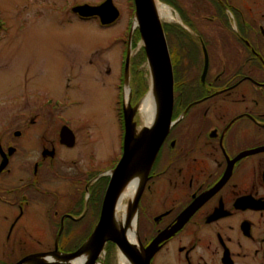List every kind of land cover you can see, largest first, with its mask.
<instances>
[{
	"label": "flooded vegetation",
	"instance_id": "obj_1",
	"mask_svg": "<svg viewBox=\"0 0 264 264\" xmlns=\"http://www.w3.org/2000/svg\"><path fill=\"white\" fill-rule=\"evenodd\" d=\"M5 1L0 89L8 70L17 87L38 78L45 64L54 67L41 43L47 32L59 39L63 26L100 22L74 12L83 0ZM158 2L172 16L163 27L173 66V109L155 161L127 200L129 207L137 200L131 215L136 243L129 241L136 264H264V0ZM63 52L53 58L65 67L59 82L65 93L0 91V264L53 252L56 244L60 253L78 250L99 222L111 171L123 154L124 96L115 109L122 153L109 171L100 169L93 152L82 168L59 156L57 136L41 138L40 132H59L63 148H76L77 139L72 147L60 141L61 129L71 127L67 111L78 102L68 91H76L80 76ZM4 116L10 117L3 122ZM6 132L14 137H4ZM66 227L74 230L69 234ZM79 229L87 235L78 237ZM106 247L99 264H106ZM115 250L112 264H135L127 257L120 263Z\"/></svg>",
	"mask_w": 264,
	"mask_h": 264
},
{
	"label": "rangeland",
	"instance_id": "obj_2",
	"mask_svg": "<svg viewBox=\"0 0 264 264\" xmlns=\"http://www.w3.org/2000/svg\"><path fill=\"white\" fill-rule=\"evenodd\" d=\"M102 1L104 2L105 0H83L85 4L90 5ZM113 1L121 14L116 24L110 27H102L98 20H90L83 23L79 22L81 23L79 25H66L57 33H62L59 39L54 38V36H47L49 34L47 32L41 43H45L47 46L48 56L51 57L52 63H55L54 67L50 64L48 66L45 64L44 68L37 70L40 74L38 78L27 83L18 82L17 87L13 84L12 76H10L12 71L8 70L9 76L7 75L8 78L4 80L3 89H0L4 95L20 93L25 89L35 92L39 91L47 95H61L64 84L59 82L63 80L61 76L64 74L65 67L60 66L58 63L59 59L53 57L58 56L59 50L62 52L64 50L62 53L65 55L64 59L70 63V66L75 67V70L80 74L78 80L73 84L77 87L76 91H68L71 95L75 94L78 101L73 108L67 111V117L72 121L70 128L75 132L77 139L76 148L73 150L63 148L59 143V132H40L39 134L41 138L47 139H56L54 136H57V144L61 147L57 149L59 156L69 161L71 159L75 160L78 166L82 168L86 165L88 166L89 161L92 160V157L89 158V153L91 152L94 153L95 162L100 169H109L110 164L118 159L122 153V141L121 138L119 139L120 132L115 109L119 106L121 107L123 96L125 95L126 79L124 67L130 44L132 47V58L135 59L137 56V61L141 62L138 65L137 72L145 80L147 79L150 84V71L147 59L145 61L142 57H139L141 49H144L141 43V36L136 30L133 31L135 12L133 0ZM5 6L6 1L0 0V8ZM162 22L166 23V20L163 19ZM75 29H78L79 33L76 32V34L72 35V31ZM133 73L134 71L130 72V80L128 81L131 90H133L132 80L135 85L138 82V76ZM47 84H49L48 86L51 89H48L49 87L46 88ZM63 93H65V90ZM7 117L9 118L10 116L2 118L3 122H5ZM135 120L138 123L137 125L140 126L142 122L139 113L136 115ZM8 135L14 137L13 132H6L4 137ZM35 136H37V133L30 138L35 139ZM73 171L75 170H68L69 173ZM12 180V175L6 178L8 186L12 185ZM56 185V187H59L60 183H56ZM90 213L91 211L88 212V215ZM91 227L85 228L87 234L92 231ZM67 228L69 227L65 229ZM52 231L51 245L53 246L55 234L54 230ZM80 231L81 229L78 230V237L87 235H81ZM36 234L39 235L38 231H36ZM69 245L72 246L74 244ZM102 258H104V255Z\"/></svg>",
	"mask_w": 264,
	"mask_h": 264
},
{
	"label": "water",
	"instance_id": "obj_3",
	"mask_svg": "<svg viewBox=\"0 0 264 264\" xmlns=\"http://www.w3.org/2000/svg\"><path fill=\"white\" fill-rule=\"evenodd\" d=\"M134 5L133 31L138 30L140 33L150 71V89L153 86L157 95L159 108L156 119L150 126L139 129L134 118L139 102L146 95L135 107H132V90L130 88V98L127 102L125 88L123 154L115 169L111 171V179L104 197L101 216L94 231L75 252L60 253L56 244V250L53 252L31 255L21 259L16 264H68L85 253H88L89 258L84 264H99L98 260L108 242L114 243L119 252L133 263L136 264L137 262L135 246L129 242L124 228L116 226V207L125 186L136 176L144 179L146 173L149 172L169 131L173 109L174 77L171 55L155 0H134ZM74 12L83 18L97 17L102 26H111L120 18V10L113 0H105L95 6L84 4L74 8ZM131 48L130 44L125 64L126 85L129 84L128 81L130 80ZM60 141L68 147L74 146L76 136L70 127L64 126L62 128ZM51 155L53 154L51 153ZM137 194L140 193L137 192ZM136 208L137 200L129 207L130 216ZM62 230L63 226L60 228L59 236Z\"/></svg>",
	"mask_w": 264,
	"mask_h": 264
},
{
	"label": "bare ground",
	"instance_id": "obj_4",
	"mask_svg": "<svg viewBox=\"0 0 264 264\" xmlns=\"http://www.w3.org/2000/svg\"><path fill=\"white\" fill-rule=\"evenodd\" d=\"M156 7L158 10V14L160 18L166 21H172V16L170 12L161 4H159L158 0H155ZM130 98V86L129 84L126 85V101L128 102ZM158 101L157 95L153 86L146 94V96L139 102L137 106V111L141 117V124L139 129L142 126H150L158 113ZM138 129V130H139ZM139 177L136 176L131 182H129L125 188L123 189L118 203L116 207V215H115V223L118 228H124L126 232V236L131 243H136V230L134 224V217H131L129 214V206L127 205V200H132L135 192L139 185ZM89 258L88 253L83 254L82 256L70 261L68 264H84ZM54 259V258H52ZM63 261V260H60ZM126 261L125 256L123 254L120 257V263Z\"/></svg>",
	"mask_w": 264,
	"mask_h": 264
},
{
	"label": "trees",
	"instance_id": "obj_5",
	"mask_svg": "<svg viewBox=\"0 0 264 264\" xmlns=\"http://www.w3.org/2000/svg\"><path fill=\"white\" fill-rule=\"evenodd\" d=\"M133 4H134V0H133ZM164 28H165V31L167 33L166 26ZM136 32L139 34L138 30H136ZM139 36H140V34H139ZM140 53H141V55H139V57H142L143 60L146 61L147 58H146V54H145V51L143 48L141 49ZM137 58L138 57L136 56L135 59L132 58V60H131V73L134 71L135 76H138V82L136 83V85L132 80L133 90H132V101L131 102H133V103L135 101H138L143 95H145L149 91V88H150V84L147 81V79L145 80L144 77H142L137 72L138 67H139L138 65H139V63H141V62L137 61ZM139 80H140V82H139ZM120 87H122V86L120 85ZM72 230H74V229L67 228V229H65V232H69V234H70ZM106 251H107L106 264H112V261L114 259V255H115V251H116L115 245L113 243H108V245L106 247Z\"/></svg>",
	"mask_w": 264,
	"mask_h": 264
}]
</instances>
